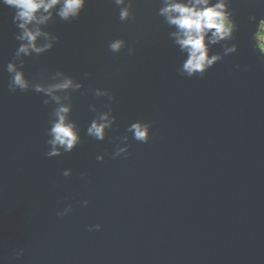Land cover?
<instances>
[{
	"label": "water",
	"instance_id": "water-1",
	"mask_svg": "<svg viewBox=\"0 0 264 264\" xmlns=\"http://www.w3.org/2000/svg\"><path fill=\"white\" fill-rule=\"evenodd\" d=\"M162 2L133 0L134 19L121 21L113 0H88L78 19L54 13L44 26L59 39L23 57L26 76L60 71L82 84L70 113L81 142L48 157L55 104L8 87L6 65L21 42L0 0V264H264V63L251 39L264 0H230L238 28L227 43L238 51L192 77L179 72L186 53L158 15ZM116 38L127 42L119 53L108 47ZM110 108L107 137L87 135ZM136 120L151 125L146 143L126 133ZM122 135L130 154L114 158Z\"/></svg>",
	"mask_w": 264,
	"mask_h": 264
},
{
	"label": "clouds",
	"instance_id": "clouds-1",
	"mask_svg": "<svg viewBox=\"0 0 264 264\" xmlns=\"http://www.w3.org/2000/svg\"><path fill=\"white\" fill-rule=\"evenodd\" d=\"M3 3L14 12L12 23L19 30L15 34V39L21 42L13 58L6 65V71L10 74L8 87L13 92L30 89L43 92L49 97L44 101L45 104L50 101L54 102V119L48 130L51 136L48 141L51 149L46 156L56 157L72 152L80 144L81 135L77 122L70 119L71 92L80 89L82 84L60 71L56 72L51 79L33 82L25 74L23 66L26 61L23 57L31 56L33 53L37 55L44 53L50 50L59 39L44 27L52 19L54 13L63 21L78 19L88 0H3ZM113 3L119 8L121 21L134 19L133 0H113ZM158 15L164 17L169 26L175 27L170 35L180 51L186 53V59L179 69L182 75L188 77L203 75L224 56L238 51L236 43H227L234 38L238 28L234 10L230 8V0H215V2L213 0H163L158 9ZM247 19L251 23L256 20V16L249 14ZM251 39L253 52L257 53V59L264 63V16L259 19ZM222 42L223 52L212 53L211 46ZM126 44L125 39L116 38L109 42L108 47L113 53H119ZM134 52L135 47L130 45L129 55ZM236 67L239 68L240 65ZM95 94L97 96L108 95L110 100H115V96L109 90L96 89ZM90 108L95 110V105H90ZM112 112L110 108L93 118L87 127V135L96 140H104L108 129L112 128L116 121V116ZM150 129V123L136 120L129 124L126 133H131L134 140L146 143L150 139ZM117 139L115 151L112 153L113 157L129 155L130 145L127 143L129 137L122 135ZM104 158V153L96 156L98 161H103ZM62 174L64 177H69L72 169L65 168ZM88 203V200L82 201L83 205ZM71 211L72 205L68 204L56 214L65 217ZM100 229L99 223L88 226L89 231ZM23 255L24 250L21 248L16 257Z\"/></svg>",
	"mask_w": 264,
	"mask_h": 264
}]
</instances>
